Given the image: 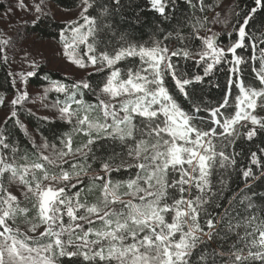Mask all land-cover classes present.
Segmentation results:
<instances>
[{
  "label": "snow or ice",
  "instance_id": "6c2138e0",
  "mask_svg": "<svg viewBox=\"0 0 264 264\" xmlns=\"http://www.w3.org/2000/svg\"><path fill=\"white\" fill-rule=\"evenodd\" d=\"M188 2L191 3V0ZM120 3L121 0H114V6L118 7ZM151 3L161 15H165L163 0H151ZM81 4L79 19L69 22L61 32L65 55L80 68L91 66L96 72H104L106 68L111 71L96 94L94 104H85L82 99L83 89L91 90L87 81L71 85L53 81L46 89L64 95L63 100L57 98L53 107L62 120L73 125L72 132L59 138L62 147L57 149L55 144L45 142L40 147L45 150L51 147L53 152L50 155L38 152L37 159L31 161L24 155L19 157L25 161L20 165L15 163L16 149H13V163L6 162L5 156L0 154V264H61V258L65 257L72 264H192L193 251L202 245L197 264H264V217L260 215L264 209L257 207L252 197L244 198L247 204L243 218L239 213L230 217L227 209L223 215H212L206 207L213 198L218 200L223 195L226 181L220 170L227 173L237 164L235 156L238 154L234 146L240 133L236 125L241 121H250L264 130V118L253 114L258 100L264 98V88L245 86L240 66L246 61L237 55V49L245 47L247 39L253 49L251 59L260 61L259 69L253 68V71L260 84L264 85V47H260L264 44V36L258 39L246 31L252 15L246 14L242 23L237 21L238 38L227 49L218 45L216 34L208 37L197 35L204 48L196 53L199 60L195 63L203 65V75L197 74L189 79L179 65L172 62V57L191 58L192 52L187 48L169 54L168 47H162L159 42L150 47L134 45L122 36L120 46L114 49L113 54L110 55L107 50L97 54L98 45L103 43L100 34L111 26L89 14L95 0H81ZM256 4L264 6V0H256ZM255 11L253 8L251 13ZM36 12L47 15L40 4L36 5ZM108 14V8H103L101 16ZM36 19L38 21L40 17ZM197 23L203 27L202 21ZM66 32L71 35H65ZM81 45L85 48L87 61L79 55ZM257 49L259 56L256 55ZM229 54L231 60L228 59ZM137 57L140 61L138 67H128L126 72L115 67L123 60ZM222 63L230 65L229 91L218 106H202L189 86L202 83ZM35 74V71H30L23 78L26 80ZM166 76L174 81L180 95L189 102L191 111L186 110L166 86ZM233 84L239 90V95L235 97V112L225 115L221 110L229 105ZM101 95L108 99H101ZM27 99L28 93L23 92L11 103L17 105ZM259 106L264 107V102ZM199 112L209 113L210 124L207 127L200 126L205 122L197 120L196 113ZM15 115L13 111L11 116ZM44 119L47 120V117ZM73 132L83 133L87 137L86 142L73 148ZM245 135L251 140L257 135L256 128H251ZM99 139L119 141L121 144L134 142L127 155L137 162L125 163L121 159V163L114 166L112 160L105 161L102 169L106 175L119 171L121 167H135L138 172L135 179L128 181L113 182L110 178L106 180L105 176L93 177L103 182L102 195L98 203L89 204L86 199L81 201L83 188L72 195L67 191L69 185L77 188L83 183L80 179L76 184L70 182L81 173L86 175L85 166L72 163L69 171L62 165L68 163L65 157L74 155L87 161ZM0 146L9 147L2 133ZM229 147L233 148L232 153L226 151ZM260 151L264 152V149ZM251 162L261 163L256 152L251 153ZM261 169L264 173V164ZM214 172L221 177L218 181L220 188L216 191L213 190ZM242 175L248 187V180L258 178L251 168L243 170ZM5 179L23 185L25 199L35 201L36 219L46 225L40 239L47 242L41 243L25 236L8 223L10 220L14 223L17 215L26 216L29 210L20 207L17 197L7 191ZM44 181L48 184L45 185ZM58 184L65 186L56 187ZM124 186L127 190L120 193L118 190ZM122 196L131 199L124 200ZM231 203L229 201L230 207ZM215 206L220 207V204ZM81 210L83 213L78 214ZM202 213L208 217L203 225L200 222ZM65 215L69 218L67 224L64 222ZM169 215L170 222L166 219ZM97 221L100 226L94 227ZM85 224L88 225L86 230ZM218 225H223V234L217 230ZM38 226L34 223L31 230L35 231ZM233 232L237 239L228 245L227 250H223L222 246L220 250L209 249V241L226 240L227 234ZM65 236L67 239H64Z\"/></svg>",
  "mask_w": 264,
  "mask_h": 264
},
{
  "label": "trees",
  "instance_id": "16d2710c",
  "mask_svg": "<svg viewBox=\"0 0 264 264\" xmlns=\"http://www.w3.org/2000/svg\"><path fill=\"white\" fill-rule=\"evenodd\" d=\"M163 2L166 7L165 15H161L152 6L151 0H121L118 7L114 6V0H95V6L89 9V14L98 17L99 21L103 24L111 26L109 29L101 32L100 39L103 43L98 45L97 54L104 50H107L110 55L113 54L114 49L120 46V38L122 36L126 41L134 45L150 47L159 42L162 47H168L169 54L172 51L187 48L192 52L191 58L185 59L183 56L172 57V62L178 64L180 70L187 74L186 78L191 79L197 74L203 75V65L195 63V61L199 60V56L196 53L202 51L204 48L202 41L196 38L197 35L205 37L206 33L215 27L216 31L219 30L217 33L218 45L227 49L238 38L236 29L239 25L237 21L242 23L244 16L251 14L252 19L249 21L246 31L258 39L264 36V6L257 5L256 0H202V3L201 0H191V3L188 0H163ZM37 4L41 5L43 12L47 13V15L36 12ZM52 5L63 11H71L79 8L82 4L81 0H43V3H41V0H32L30 5H26L24 2L18 0H0V100H3L0 103V109L6 110L4 118L0 120V133L3 134L5 143L9 145L8 148L0 146V154L5 156L8 163H13V149L17 150L15 153V163L17 165L25 163L24 160L19 158L24 155H27L30 161L37 159L36 154L38 152L50 155L53 152L51 147L45 150L40 146L47 142L49 145L55 144L57 149H59L62 147L59 138L65 133L72 132L73 125L62 120L57 109L53 107L57 98L63 100L64 95L54 90L46 91V89L50 88L53 81L67 85H71L77 81L89 82L91 90L83 89L84 94L82 99L85 104H94L96 103V94L100 92V88L110 70L105 69L104 72L90 71L76 81L59 69L51 68L47 63L40 62L32 69L36 74L32 77H27L25 80V85L30 89L28 99L17 105H13L11 102L6 103L5 99L7 97H14L16 95L17 87L13 83V76L9 75L11 73L9 56L7 54L9 44L2 43V41H5L3 38L4 27L1 25L2 18L11 12L15 14L13 11H23L24 15L21 16L22 20L20 21L22 29L20 26L18 27L21 30L19 32L21 36H33L39 41H50L55 45L60 44V34L66 29V23L56 19L53 13H51ZM202 6L203 11H201ZM103 8H108L109 14L102 17L101 11ZM253 8L256 9L255 13H251ZM217 14H219V17H217ZM37 16L40 17L38 21L36 19ZM205 17L207 18L206 20ZM197 21H202L203 27ZM224 21H227V23ZM260 47H264V44H261ZM79 55L84 56L83 49L80 50ZM237 55L246 61V63L240 66L242 70L241 78L245 86L264 88V85L260 84L253 71V68L259 69L260 61L258 59H251L253 49L247 39L245 47L237 49ZM256 55L259 56V49H257ZM228 59H232L231 54L228 55ZM139 64L140 61L137 57L123 60L115 67L126 72L128 67H138ZM229 67L228 63L217 65L213 72L204 78L202 83H194L189 86L190 89L194 90L197 102H202V106L216 107L223 102L226 92L229 91ZM166 86L178 102L186 110L191 111L189 102L185 101L180 95L170 76H166ZM230 92L229 105L227 108L221 110L225 115H232L235 112V97L239 95V90L235 84L231 86ZM262 102H264V98L258 100V107L253 113L258 118H264V107L259 106ZM13 111L16 112L15 116H11ZM45 117H47V120L44 119ZM196 117L198 121L202 119L205 122L203 125H200L201 127H207L210 124L209 113L199 112L196 113ZM212 126L215 127V125ZM253 127L256 128L257 135L248 140L245 133ZM236 128L240 133L234 146V151L238 154L235 156L237 164L234 168H230L227 173L220 170L226 181L223 195L218 200L213 198L212 203L206 207L207 212L212 215H223L227 209L230 217H236V214L239 213L240 217L243 218L246 215L244 208L247 200H244L245 197H252L257 207L264 209V173H262L261 169V165L264 164V152L260 151V149H264V130H261L259 125H252L251 122H241L236 125ZM72 136L73 148L82 145L87 140V137L83 133L73 132ZM132 146H134L133 141L121 144L119 141L99 139L93 145V154L89 155L87 161H84L79 155L65 157L64 159L68 161V163L62 165L65 170L71 171L72 163L83 164L86 168V175L81 173L78 178L73 177L70 182L71 184H76L77 179H80L83 183L78 184L77 188H71L69 185L67 189L68 194L72 195L83 188L81 201L83 202L86 199L89 204L98 203L102 195L101 188L103 182L94 180L92 179L93 177L105 176L106 180L110 178L113 182L135 179L138 172V169L135 167H121L119 171H112L108 175L102 169V163L109 160L113 161L114 166L119 165L121 159L125 163L135 164L137 161L129 158L127 155L129 147ZM226 151L232 153L233 148L229 147ZM252 152L257 153V158L261 161L260 164H252ZM93 155L95 159H93ZM247 168H251L258 177L255 180H248L250 187L246 186V178L242 175L243 170ZM55 171H59V169H55ZM220 178V175L214 172L212 176L214 191L220 188V184L218 183ZM4 184L7 191L17 197L20 207L29 210L26 216L17 215L14 223L11 220L8 221L11 226H18V229L22 230L23 222L30 223L36 219V209L33 208L35 201L25 199L24 192L26 189L18 182H9L5 179ZM15 186L17 188H24L25 191L17 195L14 192ZM63 186L65 185H56V187ZM89 188L92 189L91 192L87 191ZM126 190V186H124L118 191L123 193ZM252 193H255V196H252ZM195 194L196 192L193 190V195ZM122 199L128 200L131 197L122 196ZM242 200H244L243 204H241ZM229 201L232 202L231 207ZM217 203L220 204V207L215 206ZM113 206L120 207V205ZM82 213L83 210L78 214ZM260 215L264 217V212L260 213ZM207 218L206 213L201 214L200 222L202 225ZM166 219L170 222L171 216L169 215ZM64 222L66 224L69 222V218L66 215L64 216ZM233 222L235 223V220ZM79 223L84 222L79 221ZM84 226L86 230L88 225L85 224ZM99 226L100 222L97 221L94 227ZM217 230L223 234V225H218ZM205 231H207L206 227ZM239 231L242 232L243 230L240 229ZM20 233L23 232L20 231ZM23 234L28 236L25 233ZM28 237L40 240L41 243L47 242L40 239V234ZM64 239H67V237L65 236ZM236 239L235 232L229 233L226 240L213 239L209 241L208 247L209 249L220 250L222 246L223 250H227L228 245L236 241ZM203 247L202 245L201 248ZM201 248L193 251L192 264H197ZM72 259L74 260L75 258ZM61 264H72V261L67 257L61 258Z\"/></svg>",
  "mask_w": 264,
  "mask_h": 264
},
{
  "label": "rangeland",
  "instance_id": "374dc122",
  "mask_svg": "<svg viewBox=\"0 0 264 264\" xmlns=\"http://www.w3.org/2000/svg\"><path fill=\"white\" fill-rule=\"evenodd\" d=\"M20 2H24L26 5H30L32 0H18ZM26 9V8H25ZM24 9V11H25ZM82 5L74 10L71 11H63L55 6H51V13L56 17V19L63 21L66 23V28L69 25V22H75L79 19L81 13ZM14 13H10L5 15L2 18L1 25L4 27V34L3 38L7 41L8 51L7 54L9 56V65L10 71L12 73L13 79L15 81L17 92L14 97H7L6 103L12 102L14 99L17 98L23 92H30V89L27 88L25 85V79L23 78L26 74L32 71L34 65L40 62H45L51 68H57L61 72L67 74L74 80H79L83 77L84 74L90 71H95V68L89 66L86 68H80L75 65L73 62L69 60V58L65 55L64 45L61 41L60 44H53L50 41H39L33 36H21L19 33L21 30L18 27L21 25L20 21L21 16L24 15L23 11H13ZM82 22V21H81ZM21 27V26H20ZM22 29V27H21ZM219 32L216 31L214 27L211 31H208L205 37L212 36ZM65 35L70 36L69 32H66ZM61 37V34H60ZM85 48L81 45L80 50ZM85 61H87V57L83 56ZM97 65L96 67H99ZM107 69V68H106ZM111 70H109L110 72ZM106 80V79H105ZM101 99L107 100L108 97L101 95ZM3 101V100H2ZM6 114L5 109H0V120L4 118ZM241 122H250V121H241ZM44 184H48V181H45ZM24 188H17L15 186V194L19 195L20 193L24 192ZM22 230H19L25 233L28 236H34L40 234L44 231L46 225L40 224L38 219L30 223L23 222ZM39 224V226L32 231L33 224ZM69 223V222H68ZM13 229H18V226H11Z\"/></svg>",
  "mask_w": 264,
  "mask_h": 264
}]
</instances>
